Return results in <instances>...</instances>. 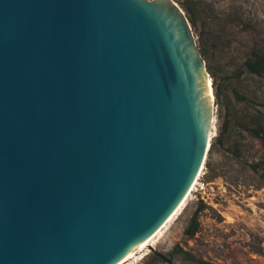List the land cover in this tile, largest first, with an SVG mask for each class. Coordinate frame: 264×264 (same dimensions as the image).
Returning a JSON list of instances; mask_svg holds the SVG:
<instances>
[{"label":"water","instance_id":"water-1","mask_svg":"<svg viewBox=\"0 0 264 264\" xmlns=\"http://www.w3.org/2000/svg\"><path fill=\"white\" fill-rule=\"evenodd\" d=\"M208 74L174 0H0V264L144 245L205 166Z\"/></svg>","mask_w":264,"mask_h":264},{"label":"rangeland","instance_id":"rangeland-1","mask_svg":"<svg viewBox=\"0 0 264 264\" xmlns=\"http://www.w3.org/2000/svg\"><path fill=\"white\" fill-rule=\"evenodd\" d=\"M174 1L188 20L186 6L198 12L192 29L199 50L206 47L202 55L207 68L211 65L217 72L222 94L218 100L213 86V138L221 135L224 143L207 156L211 168L205 163L202 171L210 203L189 197L163 237L146 248L149 254L125 264H197L174 251L177 246L216 264H264V170L255 173L250 168L264 156V146L243 127L254 115H264V77L243 66L252 47L264 52V0ZM236 147L238 156L232 151ZM195 217L198 231L191 236L186 231L192 230Z\"/></svg>","mask_w":264,"mask_h":264},{"label":"trees","instance_id":"trees-1","mask_svg":"<svg viewBox=\"0 0 264 264\" xmlns=\"http://www.w3.org/2000/svg\"><path fill=\"white\" fill-rule=\"evenodd\" d=\"M185 10L189 16V20H190L191 24L193 26H195L197 23V19H198V12H196V10L190 6H186ZM201 53L203 55L206 53V47L205 46L201 47ZM243 66H244L245 71H247L251 74H254V75L264 77V52H262L258 47H252V49L250 50V52L248 53V55L244 59ZM208 68H209V71H210L211 76L213 78V86L217 87L216 92H215L216 97L218 98V100H220L222 97V94H221L220 88L217 84V79H218L217 72L214 70V68L211 65H209ZM243 127L251 135H253L254 137L261 140L262 145L264 146V115H262V114L254 115V120L249 121L248 124H243ZM221 133H223V132H221ZM220 136L218 138H213L209 152H208V157L213 154V152L217 148V145L224 143V140ZM236 148L233 149L232 151L234 152L235 155L238 156V155H240V153L238 152V148L237 149ZM206 167L211 168L210 162L206 161ZM250 168L255 173H258L260 171V168H263V170H264V156H262L259 160H255V161L251 162ZM198 225H199V222H198L197 218L195 217L194 221H193L192 230L188 229L186 231V233L191 235V236H194L196 234V232L198 231ZM174 251L185 253L189 259L194 260L197 264H216L212 261L196 257L192 252H188V251H186L183 248L178 247V246L174 249ZM166 261L169 262V264H172L171 260H166Z\"/></svg>","mask_w":264,"mask_h":264},{"label":"bare ground","instance_id":"bare-ground-1","mask_svg":"<svg viewBox=\"0 0 264 264\" xmlns=\"http://www.w3.org/2000/svg\"><path fill=\"white\" fill-rule=\"evenodd\" d=\"M208 80H209V84H210V88H211V96H212V101H213V97H214V92H213V84H212V77L211 75H207ZM211 130V136H215L216 135V126H215V115H213V120H212V128ZM203 171V167L201 169V171L199 172L197 178L195 179V181L193 182L192 186L189 188V190L187 191V193L185 194V196L183 197V199L180 201V203L177 205V207L174 209V211L168 216V218L163 222V224L157 228L152 234L151 236L147 239V241L145 242L144 245L130 251L129 253L125 254L120 260H118L116 263L114 264H125L127 262H129L132 259H141L144 258L147 254H149L146 250V248L153 246V244L155 242L158 241V239L162 236L164 232L167 229V226L169 224V222H171L174 218V216L181 210V208L187 203V200H189V194L190 191L193 189V186L195 183H197V179L199 177V175L202 174ZM147 248V249H148ZM149 251V250H148Z\"/></svg>","mask_w":264,"mask_h":264},{"label":"built area","instance_id":"built-area-1","mask_svg":"<svg viewBox=\"0 0 264 264\" xmlns=\"http://www.w3.org/2000/svg\"><path fill=\"white\" fill-rule=\"evenodd\" d=\"M209 182L204 180V172L199 175L197 183L194 184L193 189L190 191L189 197L191 200H204L206 203H210L205 195L208 192Z\"/></svg>","mask_w":264,"mask_h":264}]
</instances>
